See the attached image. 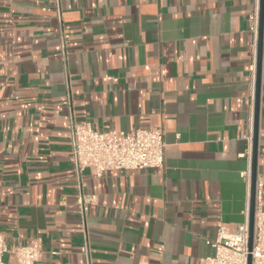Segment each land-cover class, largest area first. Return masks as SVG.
<instances>
[{"label":"crops","instance_id":"obj_1","mask_svg":"<svg viewBox=\"0 0 264 264\" xmlns=\"http://www.w3.org/2000/svg\"><path fill=\"white\" fill-rule=\"evenodd\" d=\"M54 2L0 0V232L39 238L36 264H202L251 199L256 0H62L63 26ZM72 116L162 127L164 167L86 170L80 206Z\"/></svg>","mask_w":264,"mask_h":264},{"label":"built area","instance_id":"obj_2","mask_svg":"<svg viewBox=\"0 0 264 264\" xmlns=\"http://www.w3.org/2000/svg\"><path fill=\"white\" fill-rule=\"evenodd\" d=\"M57 18L63 26L62 0H55ZM260 0H256L254 12L250 16L251 30L254 33V50L257 49L259 36ZM64 47V45H63ZM64 51V56L67 53ZM255 79L256 68L253 67ZM253 137V126L249 131V139ZM70 160L75 172V179L79 188V204L93 201L94 197L83 193V172L88 170L96 176H102L110 170L163 168L166 157V142L162 127L136 128L131 131H117L110 129L96 130L90 121H77L73 116L70 121ZM244 177L248 185L251 184L252 167ZM246 220L237 230L232 232L220 222L217 228V238L208 243L215 249L213 255L202 260V264H264V183L257 180L255 194L254 230L252 249L250 240V201L246 211ZM42 251L39 238L31 244H16L9 246L4 235L0 232V264H5L4 255L12 253L16 264H36ZM89 247L86 244L85 254L89 257Z\"/></svg>","mask_w":264,"mask_h":264},{"label":"water","instance_id":"obj_3","mask_svg":"<svg viewBox=\"0 0 264 264\" xmlns=\"http://www.w3.org/2000/svg\"><path fill=\"white\" fill-rule=\"evenodd\" d=\"M263 44H264V0H260L259 36H258V47H257V68H256V83H255V114H254V125H253L251 199H250V217H249V227H250L249 248L250 250L252 249V242H253L255 194H256V183H257V161H258L260 104H261ZM251 262H252V257L250 255L248 264H251Z\"/></svg>","mask_w":264,"mask_h":264}]
</instances>
